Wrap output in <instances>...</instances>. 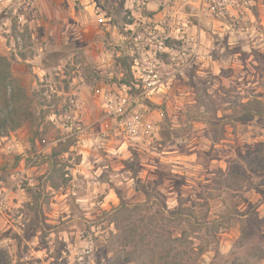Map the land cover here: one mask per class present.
Returning <instances> with one entry per match:
<instances>
[{"label": "rangeland", "instance_id": "rangeland-1", "mask_svg": "<svg viewBox=\"0 0 264 264\" xmlns=\"http://www.w3.org/2000/svg\"><path fill=\"white\" fill-rule=\"evenodd\" d=\"M11 2L0 264H264V0Z\"/></svg>", "mask_w": 264, "mask_h": 264}, {"label": "trees", "instance_id": "trees-1", "mask_svg": "<svg viewBox=\"0 0 264 264\" xmlns=\"http://www.w3.org/2000/svg\"><path fill=\"white\" fill-rule=\"evenodd\" d=\"M0 104L2 106V109H5L8 107L7 98H6V89H5L4 85L2 86V90L0 91ZM253 109H254V112L260 116L261 108L257 104H255L253 106ZM14 115H16L15 112L12 114H5V112H1L0 113V123L6 124V123H11V122L17 121V115H16V119L14 118ZM48 180L50 181V184L52 186H55L53 177L51 175L48 176ZM120 207H118L116 209L118 210ZM165 253L169 254L170 252H165Z\"/></svg>", "mask_w": 264, "mask_h": 264}, {"label": "crops", "instance_id": "crops-1", "mask_svg": "<svg viewBox=\"0 0 264 264\" xmlns=\"http://www.w3.org/2000/svg\"><path fill=\"white\" fill-rule=\"evenodd\" d=\"M3 6L5 5H10V8L14 11V13L18 14V19H21L22 16L20 15V12L18 11V7L20 5V3H17V5L15 3H12L11 0H0ZM11 3V4H9Z\"/></svg>", "mask_w": 264, "mask_h": 264}, {"label": "built area", "instance_id": "built-area-1", "mask_svg": "<svg viewBox=\"0 0 264 264\" xmlns=\"http://www.w3.org/2000/svg\"><path fill=\"white\" fill-rule=\"evenodd\" d=\"M204 15H205V13H203ZM159 45H162V42H159ZM160 48H161V46H160Z\"/></svg>", "mask_w": 264, "mask_h": 264}]
</instances>
